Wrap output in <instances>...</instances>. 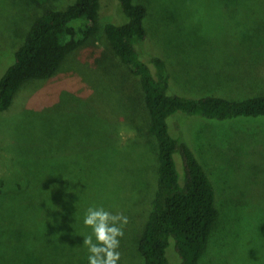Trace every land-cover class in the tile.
<instances>
[{
  "label": "rangeland",
  "instance_id": "obj_1",
  "mask_svg": "<svg viewBox=\"0 0 264 264\" xmlns=\"http://www.w3.org/2000/svg\"><path fill=\"white\" fill-rule=\"evenodd\" d=\"M74 1L0 0V78L35 19ZM107 2L102 27L123 20L118 1ZM135 2L148 7L143 58L166 60L171 93L264 94V0ZM101 49L108 67L78 50L53 77L26 81L0 112V264H88L83 219L92 206L127 216L118 264H144L138 243L157 186V143L142 90L128 91ZM170 122L216 191L220 220L199 264H264V118ZM167 257L180 264L173 246Z\"/></svg>",
  "mask_w": 264,
  "mask_h": 264
},
{
  "label": "trees",
  "instance_id": "obj_2",
  "mask_svg": "<svg viewBox=\"0 0 264 264\" xmlns=\"http://www.w3.org/2000/svg\"><path fill=\"white\" fill-rule=\"evenodd\" d=\"M34 1L42 4L49 0ZM117 1L123 20L103 27L100 20L107 0H75L65 9L46 8L0 78V112L10 108L26 81L53 77L78 50L99 53L94 64L104 61L108 67L100 54L105 52L102 45L106 46L115 66L123 72L128 91L135 87L142 90L149 130L157 143V186L138 243L144 264H168L167 249L171 246L179 254L180 264H199L220 220V211L210 175L184 136L171 132L170 118L182 114L221 122L264 118V94L232 99L171 93L166 60L153 55L143 58L148 7L135 0Z\"/></svg>",
  "mask_w": 264,
  "mask_h": 264
},
{
  "label": "clouds",
  "instance_id": "obj_3",
  "mask_svg": "<svg viewBox=\"0 0 264 264\" xmlns=\"http://www.w3.org/2000/svg\"><path fill=\"white\" fill-rule=\"evenodd\" d=\"M83 223L91 229V233L83 237V245L89 252L88 264H118L120 238L128 223L127 216L92 206L86 210Z\"/></svg>",
  "mask_w": 264,
  "mask_h": 264
}]
</instances>
